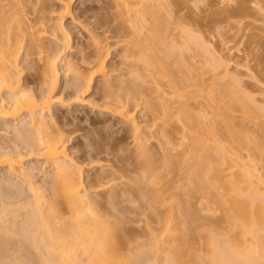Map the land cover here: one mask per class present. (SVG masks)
Returning a JSON list of instances; mask_svg holds the SVG:
<instances>
[{
    "label": "bare ground",
    "instance_id": "1",
    "mask_svg": "<svg viewBox=\"0 0 264 264\" xmlns=\"http://www.w3.org/2000/svg\"><path fill=\"white\" fill-rule=\"evenodd\" d=\"M64 1L66 11L71 13L70 9L76 0ZM152 1L154 0H112L116 8L118 25L111 28V33L115 38L118 36L120 38L121 35V39L118 38L120 42L128 43L123 51L124 55L127 53L124 58L130 62L131 72L128 73L131 77L127 75L130 77L127 78L129 79L127 85L131 83V88H134L133 90L129 88L133 94L127 89L130 87L128 86L126 89L129 92H126L131 95L119 96L115 90V83L109 79L106 72L107 62L103 48L94 37V49L82 56L80 63L68 59L71 37L63 25L65 14L60 16V31L64 36L62 48L55 55L42 57L45 50L40 34L44 30L48 31L45 10L48 9L49 0L35 2L38 6V15L34 19L27 18L24 10V6H28L31 1L11 0L6 3L7 0H0V94L8 93L7 98L2 96L0 113L4 119L21 122L22 128L15 129L17 131L15 134L20 136L23 134V139L17 135L21 140L19 139L15 150L0 151V167H9V173L16 174L27 185L30 196L29 200L22 203L25 204L22 207L27 205L29 207L25 208L31 207L32 210L30 211L32 220L30 216L31 221L27 226L30 228L26 229L28 237L32 246L39 250L38 253H43L41 258L46 264H159L165 257L168 264H264V174L260 173L258 166L259 160L264 161V143L254 134L247 133L236 116L237 112L253 114L254 110L256 112L259 110L263 114L264 111L262 112L261 106L254 103V99L252 105L253 97L248 96V93L245 95L246 91L243 86H239L240 82L233 86L223 84L218 91L210 89L205 92L204 75H214L223 65L220 58L215 55L217 63L199 68L185 60L182 57L183 50L180 51L178 45L174 43L177 48L170 43L165 53L157 50L155 46L163 38L158 29H153L150 43L147 41L152 51L145 54L143 50L145 45L140 42V37L136 38L135 33L126 29L124 25L132 22L133 26L141 31L147 25L146 13H149L147 12L149 10L155 12L157 19H162L159 16H162L164 11L162 7L165 6L159 4L162 5L160 7L158 3L149 5L154 4ZM25 38L26 56L31 61L32 68H36L39 60L44 61L42 67L38 65L37 71H40L50 88L48 93L42 94L39 98L22 83L23 71L19 60ZM188 39L196 48L209 53L212 51L202 38L189 35ZM165 55L169 57L176 55V70H173L166 61ZM59 62L63 63L67 72L73 73L76 80L75 90L81 100H84L82 96L90 89L92 81L102 75L103 94L108 102L103 106V110L130 124L135 144L133 150L137 166L135 170L140 173V178L137 176L136 179L133 177H131L133 180L128 179L135 183L134 186L131 183L127 186L125 183L126 189H120L118 191L120 193L112 195L114 181L121 176L119 173L124 177L123 173L128 169L118 173V169L108 168L106 169L108 171H105L106 166L99 161L95 166L102 169L103 173L99 172L97 176L87 178L86 185L84 169L67 152L66 141L62 139L57 129L58 123L52 114V92L58 83ZM139 77L142 83L138 80ZM163 79L168 80L169 87L176 95L175 102L167 99L165 94L159 93ZM150 80L156 81L153 86L149 85V88L147 83ZM143 82L150 94L152 91L157 95L151 96L147 89L144 90ZM201 93H205L208 111L194 113L189 100L193 94L197 97ZM129 96H132L133 100L138 97L143 100L146 98L145 110L152 117L154 124L161 126V133L172 144L176 140L175 132L179 131L182 138L178 146H184V150L176 153L177 155L172 152L171 155V150L176 149V145L173 144L170 149L167 147L164 149L161 157H157L150 148L145 133H142V127L126 108L125 102ZM259 112L258 117L261 115ZM47 114L50 115V119ZM260 124L261 129L264 123ZM20 143L22 147H19ZM243 151H247V154L244 155ZM26 156L42 159L51 164V172L49 171V174L44 172L48 174L49 189L45 187L46 185L38 184L34 175L25 170ZM177 172L182 173L178 176H181V183L184 181L183 186L174 180ZM97 182H100L99 185ZM91 189H96V193L106 191L108 203L122 195L126 199L123 197L124 201L121 200V203L139 202L143 208L145 206L150 211L148 214L156 219L160 227L153 229L152 239L155 244L146 245H154L153 249L157 253L163 249L166 256L164 255L162 260L159 258L158 261L154 259L157 253L151 246L143 244L146 247H141L143 245L139 244L140 249L137 246L134 248L133 240L131 241V236L127 235V228L125 229V224L128 225L130 222L129 215L126 213L129 219L125 215L128 207L127 209L120 207L122 213L119 212L117 215L118 213H115L119 211V201L114 200L113 203L110 202L114 210L102 208L106 213L102 212L98 208L102 200L99 203L97 198L94 199L89 191ZM109 191L112 192L111 195H108ZM198 192L207 203L206 205L202 200V204H205L203 208L207 211L205 212L212 213L211 216L209 214V218L216 213H219V216H216L217 218L213 216L212 221L209 219L211 227L206 228L201 224L204 228L197 230L195 224L197 222L200 225L197 220L202 215L198 214L197 218L196 213L191 211L194 209L199 213L197 206H192L190 200L193 198L192 194ZM182 194L185 196L191 194V198L182 199ZM115 202L117 209L114 206ZM111 204H108L109 207ZM190 206L194 208L191 210L188 208L189 212L186 208ZM8 208L5 206L0 213L2 212L3 216L11 214L12 211L9 208L10 212ZM15 210L13 212L17 213L18 210ZM8 216L5 221L4 217L0 218V221L2 219V223L6 222L10 219ZM204 218L206 219L207 215ZM10 220H7L6 225L3 223L6 228L2 224L5 234H13L15 231L16 225ZM11 223L15 225L14 228ZM204 229H207L206 232ZM196 231L201 235L203 231L205 235L199 236ZM195 234L200 238V245H204V251L203 249L199 251L193 246L197 240L193 242ZM147 247L151 248L152 252ZM149 252L150 254L154 252L150 259Z\"/></svg>",
    "mask_w": 264,
    "mask_h": 264
},
{
    "label": "rangeland",
    "instance_id": "2",
    "mask_svg": "<svg viewBox=\"0 0 264 264\" xmlns=\"http://www.w3.org/2000/svg\"><path fill=\"white\" fill-rule=\"evenodd\" d=\"M9 1L11 0H7L6 3H9ZM26 1H31L29 4L26 3L28 6H24L26 16L29 19H34L38 15V6L35 5L37 0ZM62 1L63 2H60V0H49L48 9L45 10V13L48 17V31L44 30V32L40 34L42 36V42L44 43L45 50L42 54V57L44 58L46 55H55L56 52L62 48L64 36L60 31V16L65 14L63 25L71 37V51L68 53V59L74 63H80L81 57L91 53V51L94 49V37L95 40L99 42V45H101L103 48V53L106 56L107 62L106 72L108 73L109 79L115 83L116 87H114L117 94L119 96H127L128 94L131 95L130 93L127 94L126 92L130 89H134L133 87L131 88V83L130 85H127V82L129 83V79L127 80V78L131 77L129 75L130 73H128L130 71V62H127L128 59L126 60L124 58L127 53L124 55L123 52L125 51V47L128 46V43L120 42L119 39H121V35L120 38L119 36L115 38L111 33V28L118 25L116 20V8L115 5H113L112 0H76L70 9L71 13L66 11L65 1ZM261 2V0H154L152 1L154 4L149 5L153 6L158 3V5L162 4L165 6L163 8L162 5H159L162 7V10H164L163 12L161 10L162 16L158 15L160 12L157 13L159 18L162 17V19H157V16H155L156 14H154L155 12L152 13L149 10L147 11L149 13H146L147 25L141 31L135 28L132 22H127L124 27L135 33L136 38H138V36L140 37V42L145 45L143 49L145 54H149L150 50L152 51V49L148 46V42L151 39L150 37L152 35L153 29H158L159 32L162 33L163 38L157 42V46H155L157 50H162L165 53V50H167L168 46L174 43L178 45L180 51L183 50L182 57L189 63L199 68L205 65L210 66L217 63L214 55L217 58H220L223 65L219 67L215 74L204 75L205 92L210 89L218 91L219 87H221L223 84L226 85L228 83V85L230 84V86H233L235 83L238 82L237 84H239L240 82L239 86H243L246 91L245 95L248 93V96L250 95L253 97L251 102L252 105L255 101L254 103L259 105V107L261 106V111L263 112L264 2H262L263 4ZM188 32L192 34H189ZM187 34L190 36L194 35L195 38L198 37L205 40L212 49V53L200 48H196V45L190 43L191 41H189V35ZM23 45L24 48L19 60L20 68L23 71L22 83L24 86L26 85L28 87L29 91L34 93L37 98H39L42 94L48 93L50 88L47 81H45V79L40 74V71H37L38 65L39 67H42L44 61L39 60L36 68H32L30 65L31 61L26 56L27 38L24 39ZM37 57L38 56H35V58ZM165 58L166 61L172 66V69L176 70V55L170 57L165 55ZM63 67L65 68L63 63L59 62L58 83L55 87V90L52 92V114L58 123L57 129L60 131L62 139L66 141L65 143L69 155L72 156L78 165L83 167L85 179H91L97 176L96 174H99V172L103 173L102 169H97L95 166L98 161L102 162V164L107 167H105V171H108L106 170L108 168L110 170L118 169V173L124 172L126 169H128L125 171V173H123L124 177H122V173H119L121 176H118L122 178L118 177L119 179L117 178L114 181L113 187L115 188L111 190L114 192V194H112V192L110 193V191L108 192V195H115L118 191H120V189H126L124 185L127 184V186H129L132 180L136 179L135 177L138 176L140 178V173L138 174V171H136L137 166L135 165V155L133 153L135 144L132 132L130 130V124L121 118L103 110V106L108 104V102L107 99H105V94H103L104 85L102 75L96 77V79L92 81L90 89L82 96L84 100H81L79 99V95L75 90L76 80L73 73L67 72V68L64 69ZM125 75L130 77H125ZM140 79L141 77H139L138 80ZM236 79L239 81H236ZM155 81L150 80V82L147 83V86H153ZM140 83H142V81ZM125 84L127 86H125ZM134 84L135 83L133 82V85ZM144 86V90L147 89L148 91L146 84ZM132 90H130V92ZM150 90H152V88ZM150 92L151 94L148 91L151 96L157 95L155 92ZM159 93L165 94L167 99H171L174 102L176 101V95H174L172 89L169 87L167 79L161 80ZM2 96L7 98L8 93L5 92L3 95L0 94V104L2 102ZM141 96L144 97L143 95H140V97ZM140 97L136 98V100H133L132 96H129L128 101L124 102L126 104V108L133 114L138 125L142 127V133H145V137L148 139V144L150 148L157 154V157H161L164 149H170L173 144L176 145V149H172L173 151L171 150V155L172 152L176 154L179 151L184 150V146H178V143L181 142L182 138L180 132H175L176 140H174L173 144L170 143V140H168V138L161 133V126L155 125L150 114L146 112V105L144 104L146 98L143 100L140 99ZM207 102L208 101L205 99V93H201L197 97L196 94H193L189 100V104H191V108L194 113H199L201 111H205V113H207ZM176 105L178 104L176 103ZM254 112L253 114H255V117L253 114H251L252 112L248 114L237 112L236 116L238 117V120H240V124L247 133L254 134L261 142L264 143V131H262V128L264 130V124L260 129V125H262L260 123H264V113H260L259 110H257V112L254 110ZM258 112L261 114L260 117H258ZM46 116L48 119H50L49 114ZM17 128H22L21 122L12 119H4L0 113L1 152L15 150V147H17L20 140L23 139V134L21 136L19 134H15L17 132ZM54 128L56 129V127ZM17 135L20 136L21 139L17 137ZM19 147H22L21 143ZM242 153L246 155L247 151H243ZM174 156L175 155H173V157ZM24 161L25 170L28 173L34 175L38 184H42L44 186L46 185L45 187L49 189V179L47 175L49 174V171L51 172L52 170L51 164L46 163L45 160L28 156L25 157ZM258 162L260 173L264 174V161L259 160ZM123 169L125 170L121 171ZM181 174L178 172L177 174L175 173V176L177 175V177H175L174 180L182 185L184 181L181 183V176H178ZM128 176L130 177L128 178ZM131 177H133V179ZM130 178L132 180L128 181ZM177 182L175 184H177ZM87 183L88 179L86 185ZM99 183L97 182L98 185ZM131 184L132 186L135 185V183ZM0 186V210L2 211L5 206L6 208L9 207L12 213H9L10 210L8 208L9 211L6 213V215L9 213V216H7L11 220H7L12 221V223H15L16 225L14 228L15 225L13 226L11 223L12 228L15 229L16 233H14L15 231L13 230V234H5L2 226L4 225L3 223L6 225L8 222L6 220L7 223H2L1 221L3 217L5 221L7 216H3L2 212V214L0 213L1 216H3H0V218H2L0 221V227L2 228H0V264H46V262H44L41 258L43 253H38L39 250L32 246L33 244L31 243L26 230L30 228L27 226L29 221L32 220L30 213V211H32L30 209L31 207L25 208L29 207L27 205L25 207L23 206L24 208L22 207V205H25L22 203L29 200L30 196L29 192L27 191V185L23 183L19 176L9 173V167L3 166L0 167ZM48 189L46 191H48ZM89 191L94 196V199L97 198L99 200V203L102 200V203H100L98 208L101 210L102 208L103 210H111L113 208V205L110 203L112 201L110 200L109 203L108 200L106 201V191H101L99 193H96V189H91ZM194 195L192 194L191 197L195 199L194 200L192 198L195 204L194 202L192 203V200H190V204H192V206L194 205V207L197 206L199 213L197 210L195 211L192 209L194 207L191 206L187 207L186 210L192 209L191 211L196 213V217L202 215V217L199 216V219L197 220L200 225H198L197 222L195 224L197 230L198 228H207V226L211 227V222L209 219L211 220L213 216L217 218L216 216H219V213H216L217 215L214 214L211 218H209L210 213L208 212L207 214V211L204 209V205H207V203L205 200H203V195L201 193L199 194V192L195 196ZM182 196V199L186 200L188 197H190L187 195L186 197L184 194H182ZM119 197H117L116 200L114 199L116 202L119 201V211L114 213H118L117 215H119V212L120 214L122 213L121 209L123 207L126 209L128 207L125 215L127 213V215L130 217V226L129 223L128 225L125 224V229L127 228L126 233L128 236H131V241L133 240L132 243L133 246L135 245L134 248L138 247L140 249V245H146L148 243L155 244V241L153 242L152 239L154 237V230L160 227L158 226L159 224L156 222V219H153V216L148 214L150 211L147 210L145 206L143 208L139 202L125 201L121 203L120 201L124 196L120 195ZM125 199L126 198L124 197V200ZM202 200L203 202L205 201V204H202ZM116 202L114 203V206H116ZM106 203L107 205L111 204V207H109V205L107 206ZM101 204H104V207L101 206ZM120 207L122 208L120 209ZM15 209L18 210V214L13 212ZM115 209H117V206ZM103 210L102 212L106 211ZM206 215L208 219L204 218ZM211 215L212 213L210 216ZM30 216L31 220H29ZM127 219H129L128 216ZM11 225H9V227H11ZM4 228H6V226ZM152 230L153 234L151 233ZM206 230L204 232H206ZM29 231L31 230L29 229ZM203 231H201V233L202 235H205L203 234ZM196 234L199 235L200 233L198 232ZM196 234L193 242L195 239L197 240H195V244L193 246L199 251L202 249L204 251V245L203 243V246L200 245V238L196 237ZM145 245L141 247L148 246ZM150 246L152 249L154 248V245L152 246L151 244L148 247ZM151 248H148L149 251L151 250L150 252H152ZM144 249L146 248H143V250ZM154 249L153 251H155ZM161 251H163V253H161ZM161 251H159L160 253L158 252L159 254L155 251L158 256L156 254L154 259H158L159 261L162 257L166 256L164 250L161 249ZM150 252L148 254V257L150 255L149 259L151 258V254H154V252L151 254ZM199 253L203 254L204 252L201 251ZM162 259V261H159L160 263L158 262L159 264H168L166 257Z\"/></svg>",
    "mask_w": 264,
    "mask_h": 264
}]
</instances>
